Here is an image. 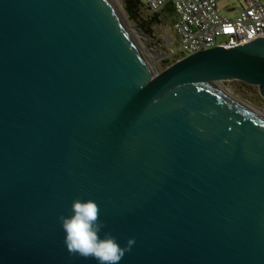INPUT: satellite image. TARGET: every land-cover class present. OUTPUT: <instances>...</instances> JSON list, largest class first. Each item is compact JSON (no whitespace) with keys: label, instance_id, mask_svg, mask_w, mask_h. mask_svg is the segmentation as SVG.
<instances>
[{"label":"water","instance_id":"95a60500","mask_svg":"<svg viewBox=\"0 0 264 264\" xmlns=\"http://www.w3.org/2000/svg\"><path fill=\"white\" fill-rule=\"evenodd\" d=\"M264 38L153 73L111 0H0V264L70 256L60 215L93 199L119 264H264Z\"/></svg>","mask_w":264,"mask_h":264},{"label":"built area","instance_id":"2783aa9c","mask_svg":"<svg viewBox=\"0 0 264 264\" xmlns=\"http://www.w3.org/2000/svg\"><path fill=\"white\" fill-rule=\"evenodd\" d=\"M217 1L142 0L152 12L170 7L174 13L171 33L176 46L167 59L215 47L240 46L264 38V0H237L240 9L233 18L221 14Z\"/></svg>","mask_w":264,"mask_h":264},{"label":"clouds","instance_id":"9594fccd","mask_svg":"<svg viewBox=\"0 0 264 264\" xmlns=\"http://www.w3.org/2000/svg\"><path fill=\"white\" fill-rule=\"evenodd\" d=\"M70 213L59 216L70 256L94 259L98 264H119L135 244V238H129L122 247L110 232H104L101 237V230L106 225L100 219V207L93 199L74 198Z\"/></svg>","mask_w":264,"mask_h":264},{"label":"rangeland","instance_id":"374dc122","mask_svg":"<svg viewBox=\"0 0 264 264\" xmlns=\"http://www.w3.org/2000/svg\"><path fill=\"white\" fill-rule=\"evenodd\" d=\"M116 11L120 15L122 22L128 31L133 43L138 49L141 57L153 73L163 69V61L170 55L176 46L171 33V23L167 11L163 10L164 20L161 24L152 27L151 36H147L136 29L135 24L128 20L122 0H111ZM217 7L221 14L233 18L240 9V3L237 0H218ZM145 14H147L145 12ZM223 91L239 100L249 104L254 109L264 113V99H262L254 86H243L237 81H225L218 84Z\"/></svg>","mask_w":264,"mask_h":264},{"label":"trees","instance_id":"16d2710c","mask_svg":"<svg viewBox=\"0 0 264 264\" xmlns=\"http://www.w3.org/2000/svg\"><path fill=\"white\" fill-rule=\"evenodd\" d=\"M122 6L128 20L135 24L137 30L147 36H151L150 32L152 31V27L161 24L164 20H168L163 18L164 9L167 11L170 17L168 21L171 24L174 21V13L170 7H165L163 10L158 12H152L145 6L142 0H122ZM145 12L147 14H145ZM179 58H181L180 55H175L170 59L166 58L163 61V69ZM240 84L247 86L241 82Z\"/></svg>","mask_w":264,"mask_h":264},{"label":"bare ground","instance_id":"6f19581e","mask_svg":"<svg viewBox=\"0 0 264 264\" xmlns=\"http://www.w3.org/2000/svg\"><path fill=\"white\" fill-rule=\"evenodd\" d=\"M218 89L223 93V95H225L227 98H229L230 100L234 101L235 103L241 105L242 107H244L245 109L255 113L256 115H258L261 118H264V113H262L261 111L256 110V108L254 109L252 106H250L249 104L239 100L236 97L230 96L228 94H226L223 89H221V87L218 85Z\"/></svg>","mask_w":264,"mask_h":264}]
</instances>
